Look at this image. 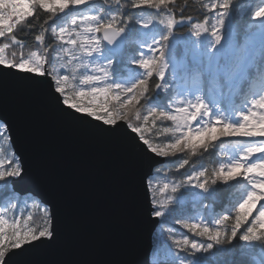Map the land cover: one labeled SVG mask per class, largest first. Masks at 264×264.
<instances>
[{"label": "snow or ice", "instance_id": "6c2138e0", "mask_svg": "<svg viewBox=\"0 0 264 264\" xmlns=\"http://www.w3.org/2000/svg\"><path fill=\"white\" fill-rule=\"evenodd\" d=\"M57 142L128 163L132 264H264V0H0V264H130L61 254Z\"/></svg>", "mask_w": 264, "mask_h": 264}, {"label": "water", "instance_id": "95a60500", "mask_svg": "<svg viewBox=\"0 0 264 264\" xmlns=\"http://www.w3.org/2000/svg\"><path fill=\"white\" fill-rule=\"evenodd\" d=\"M37 144L47 142L42 129ZM50 176L66 207L74 231L61 249L65 258L135 262L146 240L133 179L126 161L95 147L55 143Z\"/></svg>", "mask_w": 264, "mask_h": 264}, {"label": "trees", "instance_id": "16d2710c", "mask_svg": "<svg viewBox=\"0 0 264 264\" xmlns=\"http://www.w3.org/2000/svg\"><path fill=\"white\" fill-rule=\"evenodd\" d=\"M189 12H192L191 9H189ZM192 14H195L194 12ZM236 101H239V96L235 97ZM207 159V158H206ZM231 259V260H236L238 259V256H233V257H224L223 260H221V264H227V261Z\"/></svg>", "mask_w": 264, "mask_h": 264}, {"label": "rangeland", "instance_id": "374dc122", "mask_svg": "<svg viewBox=\"0 0 264 264\" xmlns=\"http://www.w3.org/2000/svg\"><path fill=\"white\" fill-rule=\"evenodd\" d=\"M236 102H238V101H236ZM229 103H230V98L226 96V97L223 99V105H224V106H228Z\"/></svg>", "mask_w": 264, "mask_h": 264}]
</instances>
